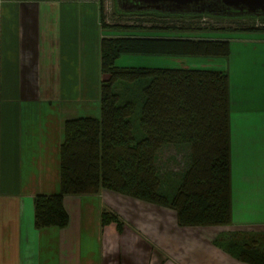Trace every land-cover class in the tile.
<instances>
[{
    "label": "crops",
    "instance_id": "1",
    "mask_svg": "<svg viewBox=\"0 0 264 264\" xmlns=\"http://www.w3.org/2000/svg\"><path fill=\"white\" fill-rule=\"evenodd\" d=\"M230 31L242 35L177 32L227 40L224 70L235 66L230 222L180 226L168 207L101 188L64 195L67 224L37 229L33 197L59 190L64 121L98 103L101 38L176 32L102 27L98 0H0V264H248L215 242L231 235L254 236L264 249V30ZM143 61L117 65L158 66ZM104 210L120 228L101 224Z\"/></svg>",
    "mask_w": 264,
    "mask_h": 264
},
{
    "label": "trees",
    "instance_id": "2",
    "mask_svg": "<svg viewBox=\"0 0 264 264\" xmlns=\"http://www.w3.org/2000/svg\"><path fill=\"white\" fill-rule=\"evenodd\" d=\"M98 3L102 27L116 31L143 27L105 23L103 0ZM113 13L138 15L116 6ZM139 15L159 17L154 12ZM260 20L263 25L242 29L264 30V18ZM152 28L176 33L197 30L191 23L176 28L148 27ZM99 49L103 75L99 84L100 116L64 121L59 146V190L33 197L34 227L65 226L68 215L64 195L94 194L101 188L168 207L180 226L228 224L231 192L227 73L208 68L116 64L123 54L226 57L228 41L175 33L159 37L112 35L101 38ZM132 88H140L139 100H135ZM137 107L140 112L134 122ZM162 145L187 150L186 165L170 195L159 190L157 159ZM110 221L121 227L115 214L102 211L101 224ZM215 242L240 261L264 264V249L254 236L231 235Z\"/></svg>",
    "mask_w": 264,
    "mask_h": 264
},
{
    "label": "rangeland",
    "instance_id": "3",
    "mask_svg": "<svg viewBox=\"0 0 264 264\" xmlns=\"http://www.w3.org/2000/svg\"><path fill=\"white\" fill-rule=\"evenodd\" d=\"M114 6L116 5V0H103V11H104V21L107 24H142L147 28L149 26H163V25H173L175 28L180 25L191 23L192 27H196V31L206 30L208 32H198V36H212V37H237L242 35L241 32L230 30H241L244 27L253 28L263 25L259 19L253 18H235V19H222L211 16H203L199 19H190L187 17H162V18H151L140 15H125L118 16L113 13ZM212 27V29H210ZM209 30H216L210 31ZM221 30V31H219ZM226 30V31H225ZM247 30V29H246ZM251 30V29H248ZM164 34V33H163ZM166 34V33H165ZM178 35V33H175ZM195 34V33H194ZM129 60H133L134 63H152V60H155L154 64L158 65L157 67H182V68H208V69H225V58L224 57H206V56H182V57H173V56H159V57H140V55H121L116 64H126ZM156 67V66H155ZM225 71V70H224ZM227 73L232 78L231 81L234 82L236 78L235 66H231ZM127 84V83H124ZM139 85V83H136ZM140 89V88H139ZM138 88H132L131 93L135 96V100H139L141 97V92ZM90 108L83 110V116L99 117L100 116V107L99 100L89 102ZM139 107L136 108L133 120L137 122L139 116ZM169 145H162L159 148L157 159V168L160 176V185L159 190L170 195L174 189V186L180 179L181 170L184 169L187 162V150L185 147L174 148L168 147ZM168 147V148H167ZM167 148L166 150H164ZM163 150V151H162ZM160 152V153H159Z\"/></svg>",
    "mask_w": 264,
    "mask_h": 264
},
{
    "label": "flooded vegetation",
    "instance_id": "4",
    "mask_svg": "<svg viewBox=\"0 0 264 264\" xmlns=\"http://www.w3.org/2000/svg\"><path fill=\"white\" fill-rule=\"evenodd\" d=\"M118 8L125 7L129 13L154 12L159 14V18L174 16L177 18L196 16H211L222 19L235 18H264V4L257 6H247L241 3H224L221 0H201L181 6H175L170 2L146 3L138 0H116ZM142 16V15H140Z\"/></svg>",
    "mask_w": 264,
    "mask_h": 264
},
{
    "label": "water",
    "instance_id": "5",
    "mask_svg": "<svg viewBox=\"0 0 264 264\" xmlns=\"http://www.w3.org/2000/svg\"><path fill=\"white\" fill-rule=\"evenodd\" d=\"M118 2L120 0H117ZM138 1H143V2H146V3H159V1H166V2H170L172 4H174L175 6H181V5H185V4H188V3H194V2H198V1H201V0H138ZM222 2L224 3H241V4H244V5H249V6H257L258 4L260 3H263L264 4V0H221ZM121 9L122 10H128L127 8L125 7H122L121 6Z\"/></svg>",
    "mask_w": 264,
    "mask_h": 264
}]
</instances>
